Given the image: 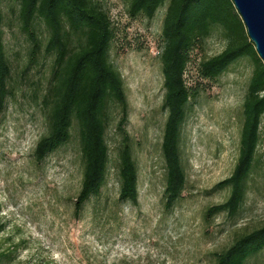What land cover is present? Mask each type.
<instances>
[{
	"label": "rangeland",
	"instance_id": "374dc122",
	"mask_svg": "<svg viewBox=\"0 0 264 264\" xmlns=\"http://www.w3.org/2000/svg\"><path fill=\"white\" fill-rule=\"evenodd\" d=\"M113 30L110 60L120 72L128 100L127 130L138 172L137 206L118 202L117 118L107 130L106 184L78 216L74 199L83 163L77 130L71 141L37 164L36 143L47 132L41 106L52 71L44 51L30 64L14 0H2L4 41L11 65L10 97L0 114V264H215V255L243 234L264 225V116L253 173L237 215L206 218L227 200L228 178L239 156L242 103L252 74L247 59L217 79L200 64L226 46L220 32L189 54L185 83L191 94L182 136L186 187L175 206L164 207L162 133L163 76L160 53L165 7L154 18L129 13L130 0H94ZM246 264H264V250Z\"/></svg>",
	"mask_w": 264,
	"mask_h": 264
},
{
	"label": "trees",
	"instance_id": "16d2710c",
	"mask_svg": "<svg viewBox=\"0 0 264 264\" xmlns=\"http://www.w3.org/2000/svg\"><path fill=\"white\" fill-rule=\"evenodd\" d=\"M21 34L30 45L33 64L41 51L52 56L49 86L41 106L47 132L33 150L39 164L78 133L83 173L74 199V214L91 198L99 197L106 184L109 164L107 130L117 118L120 137L119 203H139L138 172L127 130L128 100L120 72L110 60L113 30L108 13L94 0H14ZM0 0V114L10 97L11 65L4 41ZM165 7L160 62L163 76V110L167 117L161 152L165 169L164 207L171 210L186 187L182 163V136L191 94L185 83L189 54L197 43L220 32L225 48L200 64L202 74L217 79L234 63L247 59L252 74L242 103L239 156L231 175L217 187H227V200L206 211V218L221 213L237 215L247 195L255 165L264 116V63L250 42L232 0H130L129 13L154 18ZM264 250V225L240 235L215 255V264H246ZM6 257L0 254V262Z\"/></svg>",
	"mask_w": 264,
	"mask_h": 264
},
{
	"label": "water",
	"instance_id": "95a60500",
	"mask_svg": "<svg viewBox=\"0 0 264 264\" xmlns=\"http://www.w3.org/2000/svg\"><path fill=\"white\" fill-rule=\"evenodd\" d=\"M246 28L250 42L264 63V0H232Z\"/></svg>",
	"mask_w": 264,
	"mask_h": 264
}]
</instances>
